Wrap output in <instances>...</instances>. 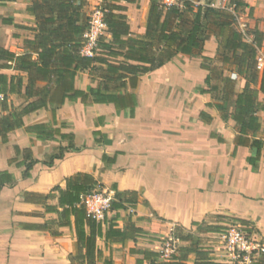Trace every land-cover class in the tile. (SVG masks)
Wrapping results in <instances>:
<instances>
[{
	"label": "crops",
	"instance_id": "crops-1",
	"mask_svg": "<svg viewBox=\"0 0 264 264\" xmlns=\"http://www.w3.org/2000/svg\"><path fill=\"white\" fill-rule=\"evenodd\" d=\"M32 1L0 0V48L15 54L27 51L25 41L38 32L27 10ZM242 1L245 6L238 8V15L241 19L248 15L250 31L260 36L258 47L264 48V0ZM97 2L86 0L84 10H92ZM116 3L127 16L130 36L143 35L149 0ZM203 31L201 48L178 52L162 66L138 73L134 87L128 78L122 80L117 93L132 94L133 114L114 103L65 98L59 105L23 115V125L8 132L5 141L0 136V172L10 175L0 186V264H72L77 242L74 218L67 222L61 217L54 188L64 190L65 179L79 172L114 190L124 203L102 224L94 264L168 260L160 255L144 258L143 252H159L172 227L191 236L179 239V248L193 243L197 250L207 251L204 257L224 263L227 259L210 238L227 218L245 221L264 242V70L255 68L254 59L251 79L250 69L240 68L232 51L221 48L222 37L208 28ZM0 73L22 77L21 94H6L11 107L31 100L23 95L25 72L0 66ZM100 82L87 68L76 72L73 87L86 90ZM246 84L256 91L260 106L256 135L240 134L230 116L236 94ZM225 85L231 96L227 117L215 105L226 95ZM254 138L262 142L260 152L252 145ZM60 149L63 156L47 165ZM30 161L32 168L24 177ZM108 222L120 229L132 223L141 232L135 240H106ZM201 258L189 252L184 263L196 264Z\"/></svg>",
	"mask_w": 264,
	"mask_h": 264
},
{
	"label": "trees",
	"instance_id": "trees-1",
	"mask_svg": "<svg viewBox=\"0 0 264 264\" xmlns=\"http://www.w3.org/2000/svg\"><path fill=\"white\" fill-rule=\"evenodd\" d=\"M117 1L119 0H105L101 5L106 35L98 37L91 56L80 52L82 35L89 20V14L84 10L86 0L32 1L27 10L36 20L38 32L33 39L25 41L27 51L15 54L0 48V61H4L0 64L1 67L14 66L18 71L27 74L23 95L26 99H31L20 107H11L6 101V94H21L22 77H8L7 74L0 73V92L4 95L2 111L5 112L0 116V136L3 141L6 140L8 132L23 125V115L47 107L48 104L59 105L65 98H80L83 102L91 98V102L95 103H114L116 108H129L130 114H133L132 94L117 93L124 85L122 80L128 78L130 86L134 87L138 73L162 66L178 52L189 54L194 49L201 48L204 41L203 30L206 28L214 30L222 37L221 48L232 51L239 67L250 69L249 77L254 79L256 47L243 41L240 33L234 29L233 14L226 9L211 7V0H184L181 6H165L161 0H149L145 31L143 35L136 37L130 36L127 16L119 12L122 7L117 5ZM230 2L238 8L245 6L242 0ZM254 36L258 46L260 36L257 33ZM87 68L94 70L101 82L97 87H87L86 90L75 89L73 79L76 72ZM224 89L226 95L217 99L220 102L216 101L215 105L225 113L224 117H227L231 96L230 88L225 85ZM255 98L256 91L246 84L233 101L234 110L230 116L238 124L240 134L250 132L256 135L259 131L256 112L260 106ZM252 145L260 152V139L254 138ZM62 156L63 149H60L45 163L52 165L54 159ZM105 159L106 155L103 154L102 160ZM32 164L30 161L25 166L24 177L29 175ZM9 180L7 171H1L0 186ZM65 182L64 190L57 186L54 189L59 192L61 217L67 222L70 216L74 218L77 242L74 253L70 255V261L72 264L74 261L79 263V260L82 264H94L96 239L102 234L103 223L87 216L79 195L90 193L100 186L91 175L80 172L67 177ZM115 194L111 208H124L123 200L118 198L119 196L116 198L119 194ZM226 220L247 224L241 219ZM107 224L105 239L110 241L135 240V236L141 232L132 223L122 229L115 228L111 222ZM219 230L223 228L218 226L215 232ZM175 236L180 240L191 238L189 235H181L178 227H175ZM177 251L181 255H177ZM177 251L170 259L160 262L152 260V264H185V255L189 252H195L196 256L202 255V261L196 264H231L227 261L218 263L213 261L212 257H204L207 251L197 250L193 243L178 247ZM143 255L144 258H154L159 256L160 252L144 251ZM257 263L264 264V254L257 259L255 264ZM136 264H142V260L137 259Z\"/></svg>",
	"mask_w": 264,
	"mask_h": 264
},
{
	"label": "built area",
	"instance_id": "built-area-1",
	"mask_svg": "<svg viewBox=\"0 0 264 264\" xmlns=\"http://www.w3.org/2000/svg\"><path fill=\"white\" fill-rule=\"evenodd\" d=\"M184 0H161L165 6L177 5L181 6ZM105 0H98L92 12L89 14L88 27L84 31L82 38L83 44L80 50L81 54L91 56L96 47L99 36L106 35V24L103 21L102 3ZM209 5L213 8L226 9L234 16L233 25L240 33L242 39L248 43H252L256 47L255 68L264 70V48L256 46L255 36L250 31L249 23L246 18L241 19L238 15V7L230 2V0H212ZM4 95L0 92V100ZM114 190L104 187H98L90 193H81L79 195L80 203L85 207L87 216L104 223L108 218V214L113 211L111 208L114 199ZM171 234L164 241V245L160 248V256L170 259L176 254L179 239L175 236V227H172ZM222 243V249L228 255L227 262L231 264H255L257 259L264 254V242L256 237L251 231L248 224L231 221L223 230L217 233Z\"/></svg>",
	"mask_w": 264,
	"mask_h": 264
},
{
	"label": "rangeland",
	"instance_id": "rangeland-1",
	"mask_svg": "<svg viewBox=\"0 0 264 264\" xmlns=\"http://www.w3.org/2000/svg\"><path fill=\"white\" fill-rule=\"evenodd\" d=\"M212 1V0H211ZM140 2V1H139ZM96 5V4H95ZM95 7V6H94ZM137 7L140 8V3L137 4ZM92 12V10L88 11V14H90ZM231 221H227V220H222L220 224H218L220 227L224 228L227 224H229ZM221 230H219L218 232H220ZM214 233L213 237L210 238V240H212V242L210 243H213V247H217L218 246V253H220L225 259H228V255L225 254V252L223 251L222 249V243H221V240L220 238L217 237V233ZM221 256V257H222Z\"/></svg>",
	"mask_w": 264,
	"mask_h": 264
}]
</instances>
